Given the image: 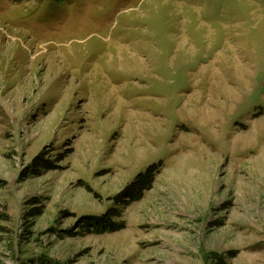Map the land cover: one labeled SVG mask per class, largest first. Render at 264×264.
<instances>
[{
  "label": "rangeland",
  "instance_id": "rangeland-1",
  "mask_svg": "<svg viewBox=\"0 0 264 264\" xmlns=\"http://www.w3.org/2000/svg\"><path fill=\"white\" fill-rule=\"evenodd\" d=\"M0 181V264H264V0H0Z\"/></svg>",
  "mask_w": 264,
  "mask_h": 264
},
{
  "label": "trees",
  "instance_id": "trees-1",
  "mask_svg": "<svg viewBox=\"0 0 264 264\" xmlns=\"http://www.w3.org/2000/svg\"><path fill=\"white\" fill-rule=\"evenodd\" d=\"M42 155L43 153L39 154L33 159V161L28 165L26 170L21 173L20 180H24L29 177H39L43 171L49 172L58 168L56 165H54V162H51L50 160H45ZM158 172V167H150L144 174L138 175L136 180L130 185H128L120 193L117 201L130 204L141 200L143 198L144 193L151 189ZM3 183L4 182L0 181V187L3 185ZM33 202L35 201L33 200ZM41 213L42 212L40 210H37L35 208L33 209V212L29 215L31 217H34L41 215ZM116 213L117 212H114V210L111 209L106 212L105 215L95 216L93 217L94 224L90 226L97 228L98 231H101V229L104 228L108 229V231L110 232L118 231L122 229L123 225L117 226L115 223L110 221L112 217H117ZM213 257L219 261L218 263L223 264V260L221 259V257Z\"/></svg>",
  "mask_w": 264,
  "mask_h": 264
}]
</instances>
